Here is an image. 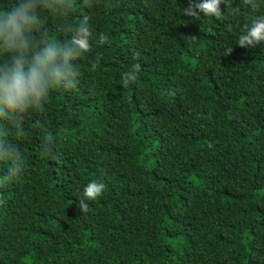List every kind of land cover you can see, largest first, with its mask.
Segmentation results:
<instances>
[{"label": "trees", "instance_id": "obj_1", "mask_svg": "<svg viewBox=\"0 0 264 264\" xmlns=\"http://www.w3.org/2000/svg\"><path fill=\"white\" fill-rule=\"evenodd\" d=\"M46 2L47 38L86 16L92 46L74 87L0 117L23 168L0 158V264H264V41L236 43L264 0Z\"/></svg>", "mask_w": 264, "mask_h": 264}, {"label": "clouds", "instance_id": "obj_2", "mask_svg": "<svg viewBox=\"0 0 264 264\" xmlns=\"http://www.w3.org/2000/svg\"><path fill=\"white\" fill-rule=\"evenodd\" d=\"M221 0H195L186 11L189 15L219 16ZM52 8L46 0H12L0 8V117H19L30 110H41L56 87L71 88L77 83L78 69L73 61L84 56L92 46L93 31L88 17H82L63 41L47 38L40 9ZM103 41L102 35L97 36ZM264 41V16H251L238 34L236 43L251 46ZM133 79L135 72L125 73ZM46 137L45 141L51 140ZM0 158L10 160L5 180L20 175L23 168L19 153L10 146H0ZM105 185L89 180L77 202L80 210L87 208V200L99 196Z\"/></svg>", "mask_w": 264, "mask_h": 264}]
</instances>
